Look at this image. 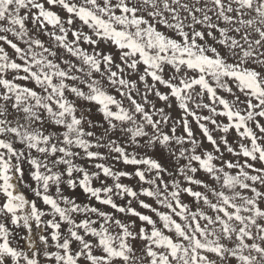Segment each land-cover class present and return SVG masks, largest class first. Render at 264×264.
Segmentation results:
<instances>
[{
    "label": "snow or ice",
    "instance_id": "snow-or-ice-1",
    "mask_svg": "<svg viewBox=\"0 0 264 264\" xmlns=\"http://www.w3.org/2000/svg\"><path fill=\"white\" fill-rule=\"evenodd\" d=\"M0 264H264V0H0Z\"/></svg>",
    "mask_w": 264,
    "mask_h": 264
},
{
    "label": "rangeland",
    "instance_id": "rangeland-1",
    "mask_svg": "<svg viewBox=\"0 0 264 264\" xmlns=\"http://www.w3.org/2000/svg\"><path fill=\"white\" fill-rule=\"evenodd\" d=\"M9 51H11L10 49H9ZM193 128L195 129L196 128V126H195V124H193ZM235 136V133L233 132V133H231L230 134V136H229V140H230V142L232 141V139H233V137ZM101 151H106V149H101ZM150 155L152 154V153H149ZM107 163H110V164H113V166H114V169H123V170H127V171H133L134 170V166H130V165H124L123 163H121V162H116V161H113V160H109V161H107ZM121 182L122 183H125V184H128V185H130V186H137V180L136 179H132V180H129V179H127V178H121ZM108 183L109 184H111L112 183V181L111 180H108ZM94 184L96 185V186H99V182L98 181H96V182H94ZM29 195H31V193H29ZM75 197H76V199L78 200V201H84V202H88V197H87V195L86 194H83L80 190H77V192L75 193ZM143 198V197H142ZM117 199V202L118 203H123L124 201H121V200H119V198H116ZM95 206H97V207H100V208H102V209H104V210H107V211H111V209H109V208H107L106 206H104V205H100V204H98L95 200H92L91 201ZM148 202H151L150 200L148 201ZM134 204H135V202H134Z\"/></svg>",
    "mask_w": 264,
    "mask_h": 264
}]
</instances>
